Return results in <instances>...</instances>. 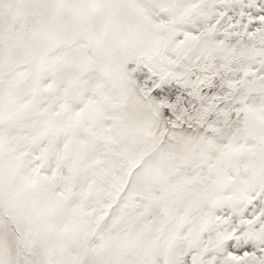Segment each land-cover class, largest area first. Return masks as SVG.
<instances>
[{"label": "snow or ice", "instance_id": "6c2138e0", "mask_svg": "<svg viewBox=\"0 0 264 264\" xmlns=\"http://www.w3.org/2000/svg\"><path fill=\"white\" fill-rule=\"evenodd\" d=\"M0 264H264V0H0Z\"/></svg>", "mask_w": 264, "mask_h": 264}]
</instances>
